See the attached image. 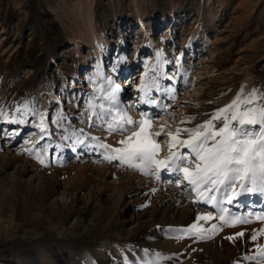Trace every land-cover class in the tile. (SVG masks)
Instances as JSON below:
<instances>
[{
    "label": "rangeland",
    "instance_id": "obj_1",
    "mask_svg": "<svg viewBox=\"0 0 264 264\" xmlns=\"http://www.w3.org/2000/svg\"><path fill=\"white\" fill-rule=\"evenodd\" d=\"M250 108H264V0H0V264H30L18 246L33 264H264V191L233 180L201 198L182 171L107 158L143 119L156 159L195 171L168 134L227 118L255 140L260 125L232 121ZM194 223L204 239L185 234Z\"/></svg>",
    "mask_w": 264,
    "mask_h": 264
},
{
    "label": "snow or ice",
    "instance_id": "obj_2",
    "mask_svg": "<svg viewBox=\"0 0 264 264\" xmlns=\"http://www.w3.org/2000/svg\"><path fill=\"white\" fill-rule=\"evenodd\" d=\"M253 97L255 93L251 94ZM240 103L245 105L251 104L252 100H244ZM229 108H239L237 100H233L232 103L225 108L218 109V114L215 119H220V114L226 113ZM241 126L244 125H260L259 137L253 139H237L238 136H251L254 133L247 132L245 129L240 128L235 131L230 130L231 121L225 118L224 125L219 129V132H205L198 129L185 130L192 133L188 140L177 141L176 136L172 133L168 135L171 138L172 143L168 146L172 148L175 143L181 144V146H187L191 148L195 154L196 159L201 163H197L195 171L190 170L188 167L178 168L173 166L169 168V161L176 159L184 160L186 157L178 156L176 153H170L164 160L156 159L157 152L160 145L153 140L152 134L148 131L149 124L146 120L140 121V129L137 132H133L132 136L121 140V144L127 145L125 148H118L114 151L119 153V156L107 157L108 159H119L121 163L128 164L130 167L138 168L141 172L149 174L147 169L155 165L157 168V178H159V170L167 169L170 171H182L184 178L189 181L193 186L192 190L198 193V197H205L208 192L219 190L221 185H227L233 180H239L242 192L253 193L257 190L264 191V108L257 110L250 108L242 113L233 112L232 121H237ZM15 122V121H11ZM129 124L133 123L131 120L127 121ZM211 121L206 122L202 127L205 129L211 128ZM180 129H177L179 132ZM156 135H159L157 133ZM219 136L220 139L215 138ZM212 139L214 142L211 147L207 146V141ZM139 159L141 163L134 164L133 160ZM43 162V161H41ZM251 181L253 187H246L245 181ZM205 189L201 191V187ZM155 191V189H153ZM235 195H241V192H236ZM233 196H229V203L232 202ZM216 197L214 195L208 196L207 202L211 203ZM211 213L197 215L196 220H209L211 219ZM225 218L221 216V220ZM237 223L245 222L237 220ZM217 226L212 225L209 231L213 234L217 231ZM185 234H195L197 239H204L201 235L205 231L197 224H192L188 229L184 230ZM258 231L264 232V229ZM243 232H238L235 236H228L226 239L233 240L236 236H243ZM251 239L255 241L256 235H252ZM259 255L264 257V246L260 247ZM246 259H255L254 256H247Z\"/></svg>",
    "mask_w": 264,
    "mask_h": 264
},
{
    "label": "bare ground",
    "instance_id": "obj_3",
    "mask_svg": "<svg viewBox=\"0 0 264 264\" xmlns=\"http://www.w3.org/2000/svg\"><path fill=\"white\" fill-rule=\"evenodd\" d=\"M96 51H97L98 57L100 58V61L98 64L99 66H97V72H96V74H97L99 72L104 71L102 68V66H104V65L102 63L101 51H100L99 47L96 48ZM114 83H115L114 79L110 78L109 84L112 85ZM118 87H119L120 91L123 89L121 85H118ZM119 95L120 94L113 95L112 99L111 100L109 99V103H108V107H107L108 110L106 112L108 114L107 116L110 115V116H115L116 118L118 117V113H117V108L119 107L118 101H120V99H121V98H119ZM133 116H134V113H131V117H133ZM116 196L117 195H115V197ZM169 199L171 201L172 197H170ZM16 250H17L16 253L20 254L22 256V258L26 259L27 262H29L30 264H33L36 262L37 256H36V254H34V249L31 246H18V247H16Z\"/></svg>",
    "mask_w": 264,
    "mask_h": 264
}]
</instances>
